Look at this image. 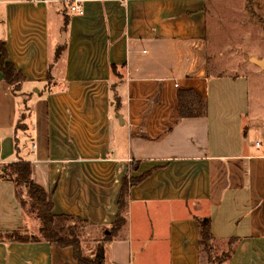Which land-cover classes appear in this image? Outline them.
I'll list each match as a JSON object with an SVG mask.
<instances>
[{
  "label": "crops",
  "instance_id": "obj_1",
  "mask_svg": "<svg viewBox=\"0 0 264 264\" xmlns=\"http://www.w3.org/2000/svg\"><path fill=\"white\" fill-rule=\"evenodd\" d=\"M210 1L0 0V41L24 76L15 94L0 70V235L42 225L5 168L23 160L54 214L88 223V254L129 182L106 264H209L205 217L217 244L237 239L223 264H264V53L231 51L238 67L215 71ZM182 92L206 113L182 116ZM0 264L78 262L72 247L0 236Z\"/></svg>",
  "mask_w": 264,
  "mask_h": 264
},
{
  "label": "trees",
  "instance_id": "obj_2",
  "mask_svg": "<svg viewBox=\"0 0 264 264\" xmlns=\"http://www.w3.org/2000/svg\"><path fill=\"white\" fill-rule=\"evenodd\" d=\"M0 70L4 74V78L13 86V92L20 94L21 84L24 81L23 74L17 70L13 63L8 61V52L5 42L0 41ZM182 116H191L194 114H205L207 111V103L201 96H191L188 92L180 94V108ZM7 170H13L16 184H24L27 188V196L31 200V206L36 211L37 216L41 220V228L39 234H24L19 230L1 233V238L7 237L17 241H37L47 240L55 242L62 247H72L74 258L78 264H106L105 254L106 245L111 242L123 228L127 221L126 212L128 210V188L129 182L124 181L121 195L119 199V210L116 220L109 226L104 227V233L97 241V248L92 254H86L82 245V236L84 229L88 223L80 217L67 214L53 213V200L45 190L32 179V164L27 161H17L5 167ZM140 179L131 180V184L139 182ZM19 192V190H18ZM20 195V194H19ZM200 240L199 246L203 258L207 256L208 263L212 264L214 260L209 252L212 247L217 244L211 232V219L208 217L199 218ZM237 239L231 238L227 241L229 251L224 255L225 259L221 263L231 258L234 252V244ZM212 243L214 244L212 246Z\"/></svg>",
  "mask_w": 264,
  "mask_h": 264
},
{
  "label": "rangeland",
  "instance_id": "obj_3",
  "mask_svg": "<svg viewBox=\"0 0 264 264\" xmlns=\"http://www.w3.org/2000/svg\"><path fill=\"white\" fill-rule=\"evenodd\" d=\"M258 4L261 5V2H256V0H211L209 2L210 52L214 56H217V53H220L221 55L219 58V64L214 67L215 71H228L238 67L236 62L237 59L230 56L232 54L231 51H241L244 57L250 52L264 53V11L258 8ZM217 24H220V28L216 31ZM240 29L242 30L240 31ZM230 30L235 32L233 34V39L228 33ZM243 30H246L244 33L245 39L238 40L235 34L236 32H242ZM240 34L242 35V33ZM12 172L13 170L8 169L7 174L16 177ZM17 186L20 196H23L22 200L25 209L27 212L35 215L36 211L32 209L31 200L26 195V186L24 184H19ZM89 232V228L84 229V234L87 236H89ZM91 243V241L87 243L86 247L88 249H92ZM214 244L212 243V246ZM96 248L97 244L93 247V252L96 251ZM228 251L229 246L226 243L215 244L209 252V255L214 259L212 264H221L220 261L225 259L224 255ZM135 258L138 260L137 249H135Z\"/></svg>",
  "mask_w": 264,
  "mask_h": 264
},
{
  "label": "built area",
  "instance_id": "obj_4",
  "mask_svg": "<svg viewBox=\"0 0 264 264\" xmlns=\"http://www.w3.org/2000/svg\"><path fill=\"white\" fill-rule=\"evenodd\" d=\"M30 1L38 2V1H47V0H30ZM69 8L78 14H84L85 12L84 8L81 6V4L78 1H75L74 3L72 2L69 3Z\"/></svg>",
  "mask_w": 264,
  "mask_h": 264
},
{
  "label": "water",
  "instance_id": "obj_5",
  "mask_svg": "<svg viewBox=\"0 0 264 264\" xmlns=\"http://www.w3.org/2000/svg\"><path fill=\"white\" fill-rule=\"evenodd\" d=\"M260 62V61H259ZM261 63H264V61L263 62H261Z\"/></svg>",
  "mask_w": 264,
  "mask_h": 264
}]
</instances>
